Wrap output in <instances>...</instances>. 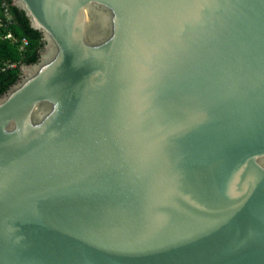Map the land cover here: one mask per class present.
Here are the masks:
<instances>
[{
    "label": "water",
    "instance_id": "water-1",
    "mask_svg": "<svg viewBox=\"0 0 264 264\" xmlns=\"http://www.w3.org/2000/svg\"><path fill=\"white\" fill-rule=\"evenodd\" d=\"M10 4L0 264H264V0Z\"/></svg>",
    "mask_w": 264,
    "mask_h": 264
},
{
    "label": "trees",
    "instance_id": "trees-1",
    "mask_svg": "<svg viewBox=\"0 0 264 264\" xmlns=\"http://www.w3.org/2000/svg\"><path fill=\"white\" fill-rule=\"evenodd\" d=\"M9 12L12 16V24L7 29H0V95L18 79L20 66L34 63L42 48L40 34L29 27L24 14L11 5ZM8 32L17 41L26 39L29 44L27 49L20 51L18 42L5 39ZM9 64H15L16 67L8 68Z\"/></svg>",
    "mask_w": 264,
    "mask_h": 264
},
{
    "label": "built area",
    "instance_id": "built-area-1",
    "mask_svg": "<svg viewBox=\"0 0 264 264\" xmlns=\"http://www.w3.org/2000/svg\"><path fill=\"white\" fill-rule=\"evenodd\" d=\"M10 0H0V29H7L12 24V16L9 12ZM5 39H8L12 42H18L19 50L25 51L28 47V41L26 39H20L17 41L14 39L13 35L8 32L5 35ZM8 68H15V64H9Z\"/></svg>",
    "mask_w": 264,
    "mask_h": 264
}]
</instances>
